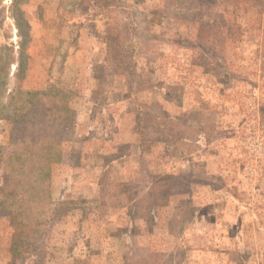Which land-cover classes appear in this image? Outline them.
Wrapping results in <instances>:
<instances>
[{
    "label": "rangeland",
    "instance_id": "1",
    "mask_svg": "<svg viewBox=\"0 0 264 264\" xmlns=\"http://www.w3.org/2000/svg\"><path fill=\"white\" fill-rule=\"evenodd\" d=\"M197 4L220 37L210 57L184 47L194 39L184 25L149 24L160 0H0V56L13 72L23 49L12 17H23V82L72 93L79 122L77 141L60 145L67 161L50 168L51 200L67 211L25 231L38 264H264V7L238 10L237 32ZM108 24L129 28L133 74L109 67Z\"/></svg>",
    "mask_w": 264,
    "mask_h": 264
},
{
    "label": "trees",
    "instance_id": "2",
    "mask_svg": "<svg viewBox=\"0 0 264 264\" xmlns=\"http://www.w3.org/2000/svg\"><path fill=\"white\" fill-rule=\"evenodd\" d=\"M197 1L220 13L217 17L222 28L233 27L237 32L240 29L238 10L247 13L251 9L264 7L262 0H226L227 8L222 7L224 0L222 5L214 0H160L159 8L151 13L149 24L159 26L169 21L184 25L194 37L190 46L187 42L184 47L207 57L220 43V37L217 29L201 22L198 17L201 8ZM96 5L101 7L97 2ZM12 18L17 30L18 47L23 51L14 60L13 72L10 71L13 61L0 56V66L5 68L4 75L0 77V101H6V107L12 115L9 144L17 150L4 157L3 165L9 173V190L5 189L0 177V264H38L40 252L25 236V231L31 227H41L66 213V208L62 210L60 206L59 211L51 200L50 168L53 164L67 161L68 155L61 150L60 145L76 142L80 129L78 116L71 105L72 93L48 85L31 89L23 82L27 57L24 48L30 39L29 26L21 16ZM129 31V28L117 24H108L106 27L105 57L117 75L134 73L135 65L128 53H132V49H128L126 42ZM154 39L156 37L144 44L146 55L151 57L158 49L152 43ZM156 113L163 118L161 109H157ZM147 114L155 115L151 112ZM160 129L162 131L157 126V130ZM102 186L101 178L97 187ZM133 262L134 258H128L124 264Z\"/></svg>",
    "mask_w": 264,
    "mask_h": 264
},
{
    "label": "crops",
    "instance_id": "3",
    "mask_svg": "<svg viewBox=\"0 0 264 264\" xmlns=\"http://www.w3.org/2000/svg\"><path fill=\"white\" fill-rule=\"evenodd\" d=\"M6 141H5V143H3L2 145H6L7 144V139H8V131L6 132Z\"/></svg>",
    "mask_w": 264,
    "mask_h": 264
}]
</instances>
